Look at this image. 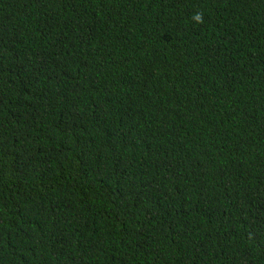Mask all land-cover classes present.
I'll return each instance as SVG.
<instances>
[{"label": "trees", "instance_id": "obj_1", "mask_svg": "<svg viewBox=\"0 0 264 264\" xmlns=\"http://www.w3.org/2000/svg\"><path fill=\"white\" fill-rule=\"evenodd\" d=\"M0 264H264V0H0Z\"/></svg>", "mask_w": 264, "mask_h": 264}]
</instances>
